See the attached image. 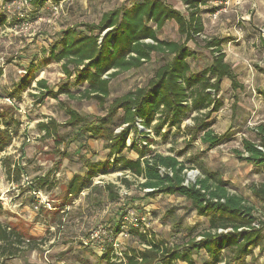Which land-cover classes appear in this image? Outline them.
<instances>
[{"label": "rangeland", "instance_id": "374dc122", "mask_svg": "<svg viewBox=\"0 0 264 264\" xmlns=\"http://www.w3.org/2000/svg\"><path fill=\"white\" fill-rule=\"evenodd\" d=\"M133 1L48 0L41 7L18 2L6 7L0 4V13L5 20L0 27V66L3 69L0 119L9 123L12 132V140L0 152V226L19 232L25 242L19 253L5 259L0 241V262L101 264L99 257L107 245L114 243L121 252L129 247H141L130 228H149L169 243H181L189 235L206 228L207 220L198 216L184 199L163 194L147 197L135 184L130 188L123 186L118 180L122 176L120 172L99 175L92 181V185L98 186L105 182L115 184L118 198L114 201H109L103 193L88 189L69 197L67 183L72 175L84 173L85 160L107 159L104 140L91 137L81 128L60 125L57 137L62 143L58 145L37 127L38 122L50 118L64 123L67 118L65 106L89 120L104 115L105 111L95 101L70 99L65 94H60L58 99L46 98L38 104L35 101L38 94L36 81L46 80L51 89L65 85L77 93V87L64 77L59 63L49 62L44 50L59 38L65 27L85 21L97 22L103 12L128 6ZM166 1L176 9L184 10L179 0ZM201 17L204 32L196 43L187 42L195 53L188 59L191 69L200 71L211 64L212 55L201 40L212 36L221 38L225 60L234 67L242 87L233 90L229 79H222L218 96L223 105L211 116V125L214 132L223 134L224 138L212 149H206L198 140L186 147L183 155L189 166L186 178L189 181L195 179L199 163L222 174L230 191L242 193L255 206L261 221L255 225L263 226L264 233V200L248 189L251 184H264V167L241 160L234 153V149L241 148L242 139L256 142L258 126H264V0L209 1L202 7ZM158 37L179 39L176 24L167 22ZM165 60L164 55L153 53L142 67L114 78L108 100L143 85ZM29 73L33 76L29 88L19 92L20 84ZM183 123L190 125L191 120L186 119ZM133 136L131 132L129 137ZM156 140L153 148L161 153L170 148L183 150L186 146L180 133L166 139L157 136ZM124 154L135 156L133 152ZM14 167L19 169L17 181L11 171ZM54 168L55 172L49 176L55 182L54 187L35 190L34 179ZM125 177L131 182L135 180L130 174ZM30 243L35 248L28 249ZM207 257L203 250L193 254L197 263ZM234 264H264V246L251 248L249 255Z\"/></svg>", "mask_w": 264, "mask_h": 264}, {"label": "trees", "instance_id": "16d2710c", "mask_svg": "<svg viewBox=\"0 0 264 264\" xmlns=\"http://www.w3.org/2000/svg\"><path fill=\"white\" fill-rule=\"evenodd\" d=\"M13 1L0 0V4L6 7ZM46 1L28 0V3L41 7ZM179 1L184 5L183 11L166 0H137L128 6L113 8L103 12L97 22L85 21L65 27L59 38L44 50L49 62L59 63L64 77L77 87V93L65 85L51 89L46 80L39 79L36 81V103H42L46 98L58 99L60 94H65L70 99L93 100L105 111L103 116L89 120L65 106L67 118L64 123L50 118L37 124L39 131L52 137L58 145L62 143L57 137L60 125L81 128L91 137L104 140L107 159L85 160L84 173L72 175L67 183L68 196H77L88 189L103 193L109 201H114L118 198L115 184L105 182L98 186L92 185V181L99 175L120 172L122 176L118 180L126 188L135 184L147 197L159 194L182 197L198 216L207 220L206 228L189 235L181 243H169L149 228H130L141 247H129L118 255L113 246L107 245L99 257L101 264H176L178 261L234 264L249 255L251 248L264 246L263 226L255 225L261 223L255 206L242 193L230 191L222 174L199 163L195 179L189 181L186 178L189 166L183 155L189 145L198 140L206 149H211L224 138L211 127V116L223 105L218 96L222 79H229L233 90L241 88L242 84L234 67L225 60L223 40L218 37L201 40L212 55L211 64L200 71L191 69L188 59L195 53L187 42L196 43L204 32L202 7L215 0ZM169 21L176 24L177 40L158 37V32ZM4 23L0 13V27ZM153 53L164 55L166 60L154 69L148 80L108 100L111 81L123 72L142 67ZM2 73L0 66V77ZM32 78L29 73L20 84L19 92L29 88ZM186 119L191 120L190 125H183ZM116 128L119 131H115ZM131 132L135 136L129 137ZM177 133L186 145L183 150L170 148L167 153H161L153 148L157 136L166 139ZM11 140L9 123L0 119V152ZM124 152H133L135 157ZM234 153L241 160L264 167V126H258L256 142L242 139L241 148L234 149ZM55 169L37 176L34 189L53 188L55 182L49 176ZM11 171L17 181L18 167ZM125 174L132 175L134 182ZM248 189L264 200V184H251ZM0 241L5 259L19 253L25 244L19 232L6 226H0ZM33 248L35 246L30 243L28 249ZM200 250L208 257L197 263L193 254Z\"/></svg>", "mask_w": 264, "mask_h": 264}, {"label": "built area", "instance_id": "2783aa9c", "mask_svg": "<svg viewBox=\"0 0 264 264\" xmlns=\"http://www.w3.org/2000/svg\"><path fill=\"white\" fill-rule=\"evenodd\" d=\"M13 2H14V3H15V2H18L19 4H20V3H21V4H22V3L27 4V3H28V0H14ZM13 2H12V3H13ZM135 221H136V220H135ZM136 224H137V223H136ZM112 246H113L114 251L116 252V254L120 255L121 252L117 250V247L115 246L114 243L112 244Z\"/></svg>", "mask_w": 264, "mask_h": 264}, {"label": "crops", "instance_id": "0c3cea01", "mask_svg": "<svg viewBox=\"0 0 264 264\" xmlns=\"http://www.w3.org/2000/svg\"><path fill=\"white\" fill-rule=\"evenodd\" d=\"M135 1H137V0H135ZM134 2V1H133ZM188 120H190V119H188ZM212 127V126H211ZM202 144V143H201ZM221 144V143H220ZM216 147V146H215ZM214 148V147H213ZM212 149V148H211ZM167 153V152H166ZM135 157V156H134ZM163 195H166V194H163ZM168 196H173V195H168ZM174 197H178V196H174ZM179 198H182V197H179ZM183 199V198H182Z\"/></svg>", "mask_w": 264, "mask_h": 264}]
</instances>
